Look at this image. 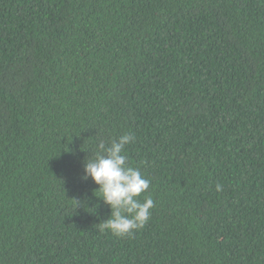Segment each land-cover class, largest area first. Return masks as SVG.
<instances>
[{
  "label": "trees",
  "instance_id": "1",
  "mask_svg": "<svg viewBox=\"0 0 264 264\" xmlns=\"http://www.w3.org/2000/svg\"><path fill=\"white\" fill-rule=\"evenodd\" d=\"M125 133L122 238L82 177ZM0 264H264V0H0Z\"/></svg>",
  "mask_w": 264,
  "mask_h": 264
},
{
  "label": "clouds",
  "instance_id": "2",
  "mask_svg": "<svg viewBox=\"0 0 264 264\" xmlns=\"http://www.w3.org/2000/svg\"><path fill=\"white\" fill-rule=\"evenodd\" d=\"M134 140L135 136L131 133L112 139L108 144L101 140L95 157L88 158L85 163L82 177L85 180L91 178L99 186L94 195L102 198L111 208L110 217L99 223V230L111 231L122 238L143 228L155 206L153 198L147 195L150 179L129 163L126 148ZM222 190V185L217 184L216 191ZM141 194H145L143 202L139 199Z\"/></svg>",
  "mask_w": 264,
  "mask_h": 264
}]
</instances>
